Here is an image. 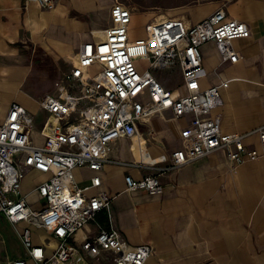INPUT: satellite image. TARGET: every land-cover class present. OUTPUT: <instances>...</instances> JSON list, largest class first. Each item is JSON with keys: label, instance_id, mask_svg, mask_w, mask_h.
I'll return each instance as SVG.
<instances>
[{"label": "built area", "instance_id": "built-area-1", "mask_svg": "<svg viewBox=\"0 0 264 264\" xmlns=\"http://www.w3.org/2000/svg\"><path fill=\"white\" fill-rule=\"evenodd\" d=\"M20 1L24 10L30 3L48 10L58 0ZM132 13L131 8L115 0L109 25L98 37L91 33V41L77 49L65 75L67 86L58 94L35 100L45 116L40 145L31 141L32 114L16 101L8 105L0 123V215L12 226L24 225L19 237L25 258L5 264H97L101 257H108L110 264L147 262L151 248L127 245L115 228L112 199L87 192L100 187L96 173L107 160L108 144L118 139L132 140L136 124H147L153 115L163 117L169 111L174 119L189 116L190 121L180 132L181 148L147 165L163 166L157 175L138 180L124 177L128 192L160 195L161 174L220 149L226 151L233 169L264 155V127L257 130L261 154L246 149L243 135L221 129L220 117L214 111L222 105L219 87L226 89L228 82L206 89L200 84L201 46L214 42L221 60L235 63L237 54L231 43L249 37L246 25L229 19L219 8L196 24L157 16L145 23L142 38H131ZM141 59L147 62L144 70L136 66ZM175 69L180 73L181 95L165 88L152 75L153 71ZM133 164L142 165L136 161ZM76 169L93 173L88 185L80 186L75 180ZM27 173L44 177L31 192L36 195L33 203L21 192ZM101 213L106 225L98 221ZM89 224L96 232L78 242L77 234ZM34 230L46 233L55 247L47 251L45 244H34Z\"/></svg>", "mask_w": 264, "mask_h": 264}, {"label": "crops", "instance_id": "crops-1", "mask_svg": "<svg viewBox=\"0 0 264 264\" xmlns=\"http://www.w3.org/2000/svg\"><path fill=\"white\" fill-rule=\"evenodd\" d=\"M71 1L74 9L80 7L99 15V0L91 2V5H85L83 1L86 0H81L79 5H76V0ZM113 3L114 0H103L107 24L99 25V17L94 16L96 20L90 24L92 30L87 32L81 18L72 14L74 9L70 1L58 0L48 10L30 3L24 10L20 0H0V57H13L21 63L17 69L25 71L27 67L24 66L25 57L21 51L39 49L42 53L53 54L56 62L61 58L71 61V67L77 49L84 42L91 41L93 30H104L109 25V11ZM29 8L36 17L28 15ZM223 9L229 19L246 25L249 37L232 41V48L237 54L235 63L223 62L214 42L203 44L210 46L214 52L206 67H202V76L210 70L214 80L211 84L202 85L200 79V84L206 89L228 82L226 89L219 87L222 105L214 111L220 117L221 129L225 133L243 135L246 149H255L261 154L257 130L264 127V0H236ZM215 10L208 8L203 15L193 20L187 18L186 21L196 24ZM71 42L74 53L66 54ZM178 74L181 93L171 91L181 95L183 89L179 71ZM19 97L23 101L25 97L29 98L21 88L10 89L5 81L0 80V123L12 101L20 104ZM156 118L171 125L177 148L168 149L161 144L165 139L162 130L156 131L150 126L145 138L137 128L142 124H136L137 133L132 140L118 139L108 144L107 160L96 173L101 181L100 187L87 194L102 193L112 199L113 224L124 242L130 246L147 245L151 248V255L145 264H264V155L254 161L246 160L233 169L226 151L220 149L161 174L159 180L163 192L160 195L125 190L123 179L126 175L136 180L157 175L163 166L151 168L147 165L158 162L161 156L168 158L173 151L181 148L180 132L189 124L190 117L174 119L166 111L163 117H150L148 124ZM150 131L153 136L149 135ZM117 144L127 146L128 153L110 159L109 150ZM134 161L143 166L134 165ZM79 170L84 169L74 172ZM87 172L90 178L93 173ZM31 174L35 173H27ZM35 175L38 176L35 183L44 179L42 175ZM73 175L80 186L88 185V181L82 185L79 178ZM31 192L28 199L34 195V201L36 195ZM98 221L106 225L103 213L99 214ZM35 232L41 233L42 239L34 238ZM95 232L94 225L89 224L77 234L76 239L79 242ZM33 243L45 244L47 251L55 247V241L41 230L33 231ZM20 258L25 256L10 260ZM97 264H110V260L101 257Z\"/></svg>", "mask_w": 264, "mask_h": 264}, {"label": "rangeland", "instance_id": "rangeland-1", "mask_svg": "<svg viewBox=\"0 0 264 264\" xmlns=\"http://www.w3.org/2000/svg\"><path fill=\"white\" fill-rule=\"evenodd\" d=\"M66 1H70V6L73 8V2L71 0ZM80 1L81 0H76V5H79ZM234 1L236 0H118V2L131 8L133 12L129 24V34L131 38H142L144 36L145 22L157 16L182 18L180 17L181 15L177 14L185 12L183 19L187 20V18H189L193 20V18L203 15L208 8H225ZM83 2L85 5H91V2H96V0H86ZM103 5V0H99V15L93 14L92 11L90 12L88 9H81L80 7H78V9L73 8L72 14L77 18H81L86 31L89 32L92 30L90 24L93 22L92 20H96L97 16L99 17V25L107 24L108 17L106 16V10ZM193 12L194 14H192ZM28 15L33 18L37 16L33 13L31 8H29ZM101 31V29H94L93 33L94 35H101ZM71 43L66 48V54L69 52L74 53L75 48L73 47V42ZM27 51L30 57L28 52L21 51L22 55L25 57L24 66L27 67L25 71L17 69L21 66V63L16 61L13 57H0V80L5 81L6 86L10 89L14 90L16 88H21L29 98L34 99L30 100L25 97L26 100L23 101L21 97H19L17 100L34 117L31 141L33 145L37 146L43 141L40 131L45 123V116L41 111L36 109L35 100H38L46 94H58L67 86L64 79L65 75L69 72L71 61H65L61 58L56 62L53 54L42 53L39 49H28ZM200 51L202 56V67L205 68L207 61L211 59L214 51L210 46L204 45L200 48ZM136 66L144 70L147 68V62L142 59L138 60ZM206 73L207 75L201 78L202 85L211 84L214 80V74L211 73L210 70ZM152 75L166 88L174 90L178 94L181 93V89H178L180 84L178 71L158 70L153 71ZM56 84H58L57 87ZM223 119H225V116H223ZM150 126L156 131L162 130L164 132L163 138L165 139L161 144L166 145L168 149L177 148L178 143L175 140V131H173L168 122L156 118L151 121V124L138 125V132L143 137L147 138ZM151 142L155 143L152 140ZM251 142L253 144L255 143L254 140ZM125 153H128L127 146L120 144L114 145L113 148L109 150L110 159L122 156ZM74 174L76 178H79L82 185L88 181L90 176V173L85 170L75 171ZM37 177L38 176L35 174L25 175L22 180L21 188L23 196L27 197L28 194L34 190ZM33 199L34 195H32L30 199L27 198V201L31 202ZM33 202H35V200ZM20 229L19 226L10 225L5 218L0 215V264H5L8 260L16 257L25 256L19 237ZM34 238L42 239L41 233L35 232Z\"/></svg>", "mask_w": 264, "mask_h": 264}, {"label": "bare ground", "instance_id": "bare-ground-1", "mask_svg": "<svg viewBox=\"0 0 264 264\" xmlns=\"http://www.w3.org/2000/svg\"><path fill=\"white\" fill-rule=\"evenodd\" d=\"M184 14H185V12H182V14H179V15H181L180 17H184ZM163 17V16H162ZM54 121V120H53ZM55 122V121H54ZM254 133V132H253ZM27 198H28V196H27Z\"/></svg>", "mask_w": 264, "mask_h": 264}]
</instances>
